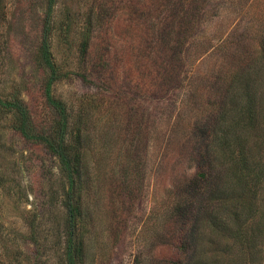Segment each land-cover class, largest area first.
<instances>
[{
  "label": "rangeland",
  "instance_id": "1",
  "mask_svg": "<svg viewBox=\"0 0 264 264\" xmlns=\"http://www.w3.org/2000/svg\"><path fill=\"white\" fill-rule=\"evenodd\" d=\"M47 5L0 0V100L22 101L44 136ZM48 43L76 162V264H180L195 220L189 264H264V180L184 208L216 118L237 120L235 94L249 83L264 107V0H55ZM17 122L0 108V264H66L67 183Z\"/></svg>",
  "mask_w": 264,
  "mask_h": 264
},
{
  "label": "trees",
  "instance_id": "2",
  "mask_svg": "<svg viewBox=\"0 0 264 264\" xmlns=\"http://www.w3.org/2000/svg\"><path fill=\"white\" fill-rule=\"evenodd\" d=\"M55 0H48L47 10L44 17L41 43L39 47L40 58L45 67L49 70V77L45 84L44 94L46 103L55 114V123L51 134L35 135L30 128V114L26 105L16 99L0 100V108L8 113H14L18 117L15 126L19 134L26 140L36 141L44 145L47 151L54 156L60 167L68 190L65 194L64 206L67 210V238L65 262L76 264L77 255L80 252L77 239V212L78 203L74 194V183L77 174L75 159L72 160L66 145L68 132V113L66 106L52 96V85L59 80L57 67L53 63L49 48L50 15ZM249 83L244 85V90L235 97L240 100L236 119H229L222 114L215 120L216 129L210 131L209 139L205 147V155L198 162L197 172L191 182L195 196L191 197L184 208H201L211 210L218 200L234 198L239 192L245 195L254 193L264 180V134L259 132L260 128L256 121L261 114L264 116V107L256 103L258 98L256 92L250 89ZM231 92V91H230ZM227 95H229L227 93ZM236 98V100H237ZM256 104V105H255ZM247 116V124L244 121ZM242 125V127H241ZM247 127V128H245ZM217 156L222 159L220 164H215ZM250 193V194H249ZM233 203V201H231ZM227 203L224 205L226 206ZM230 204V203H229ZM197 211H203V210ZM187 216L192 220L194 211L191 210ZM193 222V221H192ZM194 224H190L183 230L182 242L179 246L181 253L180 264H189L191 255L186 254V249L191 245Z\"/></svg>",
  "mask_w": 264,
  "mask_h": 264
}]
</instances>
